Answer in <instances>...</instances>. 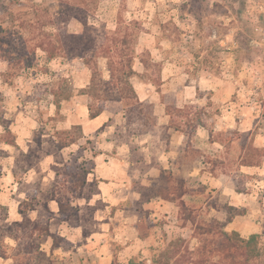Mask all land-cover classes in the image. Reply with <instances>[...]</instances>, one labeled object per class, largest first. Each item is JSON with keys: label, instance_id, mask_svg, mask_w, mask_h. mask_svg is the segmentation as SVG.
<instances>
[{"label": "rangeland", "instance_id": "obj_1", "mask_svg": "<svg viewBox=\"0 0 264 264\" xmlns=\"http://www.w3.org/2000/svg\"><path fill=\"white\" fill-rule=\"evenodd\" d=\"M120 20L132 33L121 30L120 43L155 62L134 61L140 75L131 81L153 118L142 119L141 134L127 127L123 102L108 104L101 129L89 125L95 101L79 90L90 69L37 47L63 31L107 43ZM0 123V264H195L197 254L176 242L186 238L196 253L191 224L156 195L161 172L183 178L199 220L227 215L229 198L212 177L243 190L232 213L243 237L259 235L250 264H264V151L255 150L264 148V0H0ZM66 131L79 139L60 149ZM94 153L115 158L100 161L101 179ZM74 158L93 170L72 201L62 174ZM53 196L71 198L66 212L51 211ZM202 264L221 262L212 255Z\"/></svg>", "mask_w": 264, "mask_h": 264}, {"label": "trees", "instance_id": "obj_2", "mask_svg": "<svg viewBox=\"0 0 264 264\" xmlns=\"http://www.w3.org/2000/svg\"><path fill=\"white\" fill-rule=\"evenodd\" d=\"M122 23L123 21L120 20L111 36L105 38L109 40L107 43L98 44L95 36L87 32L67 34L63 31L60 35L59 33L56 35L52 33L46 34V42H38L37 47L46 53V57L49 60L58 56L59 53H63L68 57L81 59L82 63L90 69L88 84L79 90L81 94L87 95L95 101L94 104H87L90 118H94L105 110H108L109 103L123 102V117L125 118L127 127L137 131L134 132L135 134H141L144 133L142 131V119L148 117L153 121V118L148 109L151 103L139 99L131 81L134 76L140 75L134 68V61L138 58L145 69L150 65H155V62H153L148 51L138 54L136 49L137 44L120 43L119 33L121 30H125L123 38L130 36V39H132V33H128L127 28ZM128 24L130 25V22ZM60 32L62 31L60 30ZM67 38H69V42L66 41ZM100 59L104 60L103 66L99 62ZM104 71L107 72V77L103 76ZM57 97L54 95L53 104L56 108L59 107L60 103ZM172 116L171 114V118ZM184 117L187 118V115H184ZM74 128L81 129V126L73 125L72 129ZM63 133L68 138L59 145L60 149L76 143L79 139L70 135L71 131ZM183 133L187 139L188 134L186 130H183ZM5 142L11 145L15 143L13 139L5 140ZM255 150L258 152L264 151V148H255ZM95 155V153L92 154V157ZM241 164L248 166L258 165L259 159L243 160ZM85 165V163L81 162L79 164L78 158H74L67 161L66 169L63 171V180L72 182V190L70 191L72 198L78 190H81L85 186L87 174L93 168V166L87 168ZM191 168H193V165H190L189 169ZM57 176L59 177V172H57ZM162 180H165L163 184ZM183 182L184 180L179 174L164 177L163 172L154 181L155 185L160 183L157 185L159 189L156 191V195L177 203L180 210V218L183 220V223L188 222L191 224V236L198 240L199 245L195 249L196 253H194L192 250H188L189 246L186 238L179 237L176 242L184 243L183 246L190 254H197L199 260L195 264H202L205 258H209L212 255L219 256L221 264H225V262L227 264H250V261L259 254L257 247L259 235L253 233L246 238L236 230L228 231L225 229L227 223L232 221L235 214H238L232 213L233 210H237L238 208L224 204L222 209L226 210L227 215L223 220L215 217H211L208 220H199L195 216L194 211L182 199L186 193ZM235 189L238 192L243 191L238 187H235ZM51 199H55L58 202L59 213L66 212L71 204V198H67L64 201L62 197L53 196ZM52 239L53 247L61 245L60 236L53 235Z\"/></svg>", "mask_w": 264, "mask_h": 264}, {"label": "crops", "instance_id": "obj_3", "mask_svg": "<svg viewBox=\"0 0 264 264\" xmlns=\"http://www.w3.org/2000/svg\"><path fill=\"white\" fill-rule=\"evenodd\" d=\"M141 63V62H140ZM135 88V87H134ZM136 90V89H135ZM137 93V92H136ZM138 95V94H137ZM139 97V96H138ZM140 99V98H139ZM143 101V100H142ZM88 108V107H87ZM89 111V110H88ZM88 122L90 123L89 125H91V126H93L94 127V129H99L101 126H103L106 122H107V118H105L104 116H103V112L102 113H100L98 116H96V117H94V118H90L89 117V112H88ZM81 123L82 122H74L73 124H72V126L73 125H80L81 126ZM84 130H85V127L83 128ZM183 134V133H182ZM184 135V134H183ZM185 136V135H184ZM14 142H15V140H14ZM6 143V142H5ZM8 144V143H7ZM74 144V143H73ZM9 145H11V144H9ZM14 145H15V143H14ZM14 145H12V146H14ZM70 145H72V144H70ZM69 145V146H70ZM69 146H66V147H63V148H67V147H69ZM63 148H61V149H63ZM93 159H94V161H95V168H93V169H95V172H94V174L95 175H99V176H96L98 179H101V177H103L102 175V172H101V170H103V167L104 168H106V167H108V166H104V165H102L101 164V160H102V162L103 163H111L112 161H114L115 160V158L114 157H112L111 159H108V160H106V159H104V158H99V155L97 154V155H95V156H93L92 157ZM245 166H248V165H245ZM251 166H255V165H251ZM251 166H248V167H251ZM190 167V166H189ZM194 165H193V168H191V169H189L188 168V171H192L193 169H194ZM92 169V170H93ZM180 171V170H179ZM213 179L211 180V182L209 183V185L210 186H212V187H214V189H218V190H220V188H222V190H221V193L223 194V195H226L227 196V198H229V203H227V205H231V206H233V207H236L237 208V204H236V201H235V199H237L238 197H239V195H241L242 194V192H244V191H242V192H238V191H236V189H235V187L234 186H232V185H222V183L220 182V180H218L216 177H212ZM103 179V178H102ZM214 180V181H213ZM203 183H205V184H202V185H204V186H206L207 185V182L206 181H204ZM219 183V184H218ZM218 192V191H217ZM186 194V193H185ZM184 194V195H185ZM184 195H183V197H182V199L185 201V199H184ZM52 198V197H51ZM50 198V202L52 203V202H54L55 204H56V206H57V208L55 209V208H53V209H51V211L52 212H57V213H59V206H58V202L55 200V199H51ZM161 198V197H160ZM73 199H74V197L72 198V201H73ZM163 199V198H162ZM28 200V198H26V201ZM163 200H165V199H163ZM26 201H24V202H26ZM165 201H168V200H165ZM168 202H172V201H168ZM172 203H176V202H172ZM185 203H186V201H185ZM206 204L208 203V202H205ZM21 204V203H20ZM187 204V203H186ZM188 205V204H187ZM189 206V205H188ZM212 209H215V210H219V208H217V207H215V206H212L211 207ZM21 214H22V212L21 211H19ZM218 219H220V218H218ZM236 224H238L237 223V219L235 218V217H233V219H232V221L231 222H229V223H227V225L225 226V229L226 230H229L230 229V231L231 230H236V231H240V230H238V228L236 227L237 225ZM240 233V232H239Z\"/></svg>", "mask_w": 264, "mask_h": 264}]
</instances>
